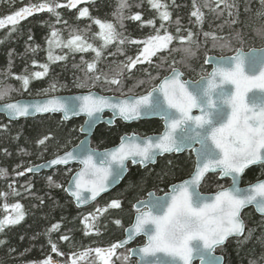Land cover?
Here are the masks:
<instances>
[{
    "label": "snow or ice",
    "instance_id": "6c2138e0",
    "mask_svg": "<svg viewBox=\"0 0 264 264\" xmlns=\"http://www.w3.org/2000/svg\"><path fill=\"white\" fill-rule=\"evenodd\" d=\"M85 2L86 0H66V3H49L43 0L39 4H30L12 15L0 18V29L12 25L15 30V25L21 20L43 11L54 15L59 23L58 9H73ZM148 2L159 12L160 27L156 28L154 20L145 22L153 27L155 34L143 40L130 41L142 45L139 54L135 58L127 57V62L122 63L120 71L111 78L104 75L105 83L119 86L125 69L130 73L138 64H152V58L161 53L167 52L171 55L181 51L185 57L190 58L196 54L194 48L199 49V33L187 29L185 35L178 26L176 35H173L165 23L171 20L167 5L162 3V0ZM214 3L215 9L212 10H220L221 14L223 10L233 7L227 0H214ZM192 6L194 10L191 16L195 17L197 24L202 25L204 12L196 0H193ZM205 6L209 4L206 2ZM130 7L127 0H119L117 13L121 21L124 18L123 10ZM229 15L231 16V11ZM88 16V8L79 9L78 18ZM128 18L140 21L141 14L135 13ZM94 23L99 27V32L95 35L103 41L101 48L88 43L76 30L64 40L60 31L53 28L47 40L48 59H66L63 55H53V47L67 48L75 52L91 50L99 58L102 48L116 41L119 44L125 43V38L116 31L113 23L100 19H95ZM176 23L179 25L178 20ZM203 36L205 47L209 37L213 47L217 44L221 48L231 46V41L214 33L204 32ZM174 41L182 47H171ZM233 50L235 55L232 56H206L204 63H212V71L195 81L182 79L183 72L174 66L177 62L173 60L170 75L165 76L145 95L113 99L89 92L87 95L72 98L53 96L34 102L17 101L0 105V112L6 114L10 120L27 117L33 113L60 112L65 120L83 114L86 117L84 125L80 128L83 133H90L102 122V114L106 109L112 112L113 119L119 117L125 122L148 116H157L164 121V131L158 136H139L135 133L125 135L121 137L117 147L106 149L102 153L86 147V142L81 141L72 151H65L48 161L49 165H67L71 161H78L83 165L69 181L72 187L64 189L76 200L78 206L95 200L101 193L118 183L127 171L128 161L133 165L147 166L165 154L185 151L195 154V167L189 178L172 184L163 195L149 192L147 200H140L133 205L136 215L131 227L125 230V240L113 243L108 248H89L79 254L73 253L69 258L70 264H78V261L85 260L91 253H95L100 264H115L114 257L116 260H122L123 264H128L133 253L139 255L137 264H193L197 259L200 264H223V257L215 255L216 249L223 247L230 238L244 235L246 226L241 216L242 210L254 206L256 211L264 216V180H258L246 188L240 186L246 169L252 165H264V49H250L248 52L241 48ZM40 67L43 71L34 72L32 77L40 79L47 74L48 65L43 64ZM96 67L95 61L87 64L90 73H95ZM15 78L22 81L26 91L30 77L20 75ZM92 78L98 81L101 76L94 75ZM76 86L83 88L86 84L79 83ZM13 90H0V100L8 97ZM55 90L56 85L52 84L44 92L47 94ZM193 109L198 110L200 114L193 115ZM48 140L50 137L45 136L38 144L45 145ZM40 167L43 165L27 168L26 171L33 172ZM210 172H218L221 178H230V186L221 185L219 190L210 196L203 194L200 186ZM6 175L7 170L0 169V176ZM17 175H24V172H18ZM48 179L52 183V177ZM55 186L63 187L60 184ZM85 193L89 195L86 196ZM12 194L20 193L12 189ZM7 196L8 193H0V197ZM120 207L121 201L113 199L105 208H97L96 215L89 213L85 216V234H90L88 229L95 230L94 224L89 222L90 219L96 220L98 214L106 212L108 208ZM3 209L6 213L10 209L14 215L7 214L0 219V232L24 219L23 205L19 202L11 205L4 203ZM115 223L120 225L121 221L116 220ZM59 227V224H53L50 231ZM140 235L147 237L143 247L138 250L128 249L127 254L117 252V249ZM61 239L68 240L69 237L61 236ZM2 243L4 241H0V244ZM51 249L57 255H64L59 252L55 243H51ZM41 264L58 262L48 256ZM92 264H95V261Z\"/></svg>",
    "mask_w": 264,
    "mask_h": 264
},
{
    "label": "trees",
    "instance_id": "16d2710c",
    "mask_svg": "<svg viewBox=\"0 0 264 264\" xmlns=\"http://www.w3.org/2000/svg\"><path fill=\"white\" fill-rule=\"evenodd\" d=\"M43 0H0V18L14 14L20 8L30 4H39ZM49 3H66V0H47ZM206 2L209 6H205ZM230 9H215L214 0H196L201 11L204 12L202 25L195 22L191 16L193 0H162L171 13V20L166 23L168 31L176 35L179 26L182 34L191 29L199 33L201 45L195 49V56L185 57L181 51L167 52L154 57L152 64H138L129 73L126 69L120 77L119 86L104 82V75H115L120 71L122 63L127 57L135 58L142 45L133 44L132 40H143L155 34L152 26L145 22L154 20L156 28L160 27L159 12L153 9L148 0H127L131 6L123 10L121 21L117 7L119 0H86L76 8H61L60 22L49 12L33 14L15 25L0 29V90L14 89L8 97L0 103L24 98L29 88H44L52 84L66 86L72 80L86 84L83 92L90 90L105 95L130 96L148 92L163 77L171 72L174 65L185 75V78L196 79L207 75L209 68L204 63L208 55L228 56L234 54L235 48H253L264 46V0H227ZM88 8L89 16L78 18L79 9ZM223 9V5H221ZM163 10V9H162ZM231 11V16L229 15ZM135 13L141 14V20L136 21L128 17ZM95 19L111 22L122 38L124 44L118 41L102 48L101 57L97 58L91 50L87 52L70 51L67 48L53 47V55H63L66 59L50 61L48 59L49 46L47 43L53 28L58 29L64 40L76 30L83 35L88 43L101 48L103 41L95 34L99 27ZM179 21L177 25L176 21ZM66 21V23H65ZM234 21V22H233ZM204 32L214 33L231 41L230 47L221 48L218 44L213 47L211 37L207 46H204ZM31 37V39H29ZM171 47H182L177 41ZM35 61V63H33ZM95 61L96 71L90 73L87 64ZM47 64L48 72L40 79L32 77L37 71H43L40 65ZM150 74V75H149ZM28 75L30 83L25 91L22 81L16 76ZM100 75L101 79L95 81L92 77ZM143 81V83H141ZM19 95V96H18ZM141 122V121H140ZM83 119L64 122L59 115L39 117L36 119L10 122L0 116V169H6L7 175L0 176V193H8L6 198L0 197V219L6 213L3 204L19 202L23 205L24 219L16 225L8 226L0 232V264H41L48 256L60 264H70L69 258L73 253L79 254L86 249L108 248L111 244L124 237L125 228L134 218L133 205L151 190H164L173 181L184 177L191 167V158L186 155L165 156L158 163L146 169L132 168L123 182L101 200L85 209H77L72 199L64 191L76 166L71 168H57L51 172L40 175H29L27 168L42 161L49 160L56 155L68 151L82 139L79 127ZM143 125V130L139 129ZM157 122H142L127 125L120 121L114 127L100 125L94 134L92 146L104 149L116 145L120 137L126 133L148 134L158 132ZM143 131V132H140ZM45 136L50 140L45 145L38 141ZM69 169L71 171L69 172ZM24 172V175H17ZM48 177H52V183ZM264 177V165L249 169L244 176V183H250ZM227 182L220 181L214 175L207 176L202 190L209 192ZM56 184L63 187H56ZM11 186V187H10ZM12 189L20 194L13 195ZM113 199L121 201L119 209L108 208L106 212L98 214L93 223L95 230L88 229L86 235L84 217L89 213L96 215V209L105 208ZM247 213V212H246ZM248 214V215H247ZM247 227L244 236L228 242L221 252L224 254V264H264V218L254 214L253 210L247 213ZM116 220L121 224L117 225ZM53 224H59L57 230L50 231ZM249 231L251 235L249 236ZM61 236L69 237L62 240ZM55 243L59 252H52L51 243ZM143 243L139 239L135 244ZM126 248L118 253L127 254ZM25 259V260H23ZM100 264L95 253H91L78 264ZM128 264H134L129 260Z\"/></svg>",
    "mask_w": 264,
    "mask_h": 264
},
{
    "label": "water",
    "instance_id": "95a60500",
    "mask_svg": "<svg viewBox=\"0 0 264 264\" xmlns=\"http://www.w3.org/2000/svg\"><path fill=\"white\" fill-rule=\"evenodd\" d=\"M36 13H38V12H36ZM36 13H34V14H36ZM244 52H248L249 50H245L244 48H241ZM251 49H264V47H261V48H251ZM233 55H235V54H233ZM230 56H232V55H230ZM209 57H218V56H214V55H209ZM207 66H211V71H212V68H213V64L212 63H208V64H206ZM181 71V70H180ZM210 71V72H211ZM182 72V71H181ZM209 72V73H210ZM170 75V74H169ZM182 79H184V74H183V77H182ZM200 79V78H199ZM199 79H197V80H199ZM163 80V79H162ZM161 80V81H162ZM160 81V82H161ZM187 81H193V80H191V79H187ZM159 82V83H160ZM90 92H92V93H95V94H97V95H101V96H106V95H102V94H100V93H98V92H96V91H90ZM89 92H86V93H77V94H71V95H58V96H55V97H60V98H72V97H76V96H81V95H87ZM145 95V94H144ZM249 95H251V93L249 94ZM257 95H259V93H257ZM106 97H110V98H113V99H116V98H124V97H117V96H111V95H109V96H106ZM47 98H50V97H46V98H23V99H19V100H15V101H10V102H7V103H11V102H17V101H21V102H34V101H36V100H44V99H47ZM2 104H4V103H2ZM2 104H0V105H2ZM106 114H108L109 116H107V117H105V115ZM193 115H199L200 113H199V111L198 110H196V109H193V113H192ZM0 115H3L8 121H10V122H18V121H22V120H29V119H36V118H39V117H46V116H51V115H60L61 117H62V119L65 121V122H71L72 120H76V119H80V118H83L84 119V122H85V119H86V117L83 115V114H81V115H79V116H71L69 119H67V120H65L64 119V117H63V113H60V112H56V113H52V112H48V113H33V114H31V115H29V116H27V117H19V118H17V119H14V120H10L9 118H8V116L6 115V114H4L3 112H0ZM102 116H103V120H102V122H100V123H98L96 126H95V128L90 132V133H83V132H81L80 131V128H81V126L82 125H84V123L80 126V128H79V133L82 135V139L79 141V143L78 144H80V142L81 141H85L86 142V147H88V148H90V149H94V150H96L97 152H100V153H102V152H104L106 149H111V148H114V147H117L118 145H119V143H120V140H119V142H118V144H116L115 146H112V147H109V148H104V149H96V148H93L92 147V138H93V136H94V134H95V131H96V129L100 126V125H106V126H108V127H113L114 126V124H115V122L116 121H118V120H120V121H122L123 123H126V124H131V123H133V122H136V121H138V120H135V121H128V122H125V121H123L122 119H120L119 117H116V118H112V112L110 111V110H105L104 111V113L102 114ZM151 119H158V120H162L161 118H159V117H157V116H148V117H143V118H141V119H139V120H151ZM111 120V123H109V121ZM162 122H163V127H164V121L162 120ZM164 131V130H163ZM131 134H133V133H130V134H126V135H131ZM136 134V133H135ZM137 135H139V134H137ZM158 135H160V134H154V135H149V136H158ZM123 136H125V135H123ZM122 136V137H123ZM139 136H141V135H139ZM121 139V138H120ZM77 144V145H78ZM75 147V146H74ZM74 147H72L71 149H69L68 151H72L73 149H74ZM197 147H198V145H197ZM184 152H182V153H175V154H177V155H179V154H183ZM63 154V153H62ZM62 154H59V155H62ZM172 154H174V153H172ZM166 155H170V154H165V155H163V156H159V157H157V159H156V162L155 163H151V164H148L147 166H141L142 168H146V167H149V166H153V165H156L157 164V162H158V159L159 158H161V157H164V156H166ZM194 156H195V154H194ZM55 157H53V158H51V159H49V160H46V161H42V162H40V163H38V164H36V165H33V166H39V165H43V167H40L38 170H36V171H33V172H28V174H30V175H32V176H35V175H40V174H42V173H47V172H51V171H53V170H55V169H57V168H59V167H64V168H67V167H70V166H74V165H77V166H79V169L70 177V180L69 181H71L72 180V178L75 176V174L77 173V172H79L81 169H82V167H83V165L81 164V163H79L78 161H71V162H69V164H67V165H49L48 164V161H51L52 159H54ZM129 164H131L132 166H137V165H139V164H136V165H133L132 163H131V161H128L127 162V171L125 172V174H124V176H123V178L118 182V183H116V184H114L113 186H111L106 192H103V193H101L98 197H96V199L95 200H89V202L88 203H85V204H81V205H77V202H76V200L68 193V192H66L67 193V195L72 199V201H73V203H74V205H75V207L77 208V209H84V208H87V207H89V206H91V205H93V204H95L96 202H98L102 197H104V196H106V195H108L110 192H112L114 189H116L122 182H123V180L125 179V177L127 176V174H128V172H129V168H128V166H129ZM258 165H260V164H257V165H252V166H250L248 169H250V168H252V167H255V166H258ZM33 166H31V167H33ZM248 169H246L245 170V172L248 170ZM245 172H244V174H245ZM218 173V172H217ZM208 174H216V173H212V172H210V173H208ZM207 174V175H208ZM244 174L242 175V177H241V182H240V186H241V183H242V178H243V176H244ZM206 175V176H207ZM221 178V177H220ZM221 179H230V178H227V177H225V178H221ZM231 180V179H230ZM262 180H264V179H262ZM180 183V182H179ZM254 183H256V182H254ZM253 183V184H254ZM201 185H202V183H201ZM249 185H247V186H241L242 188H246V187H248ZM69 187H72V185L68 182V184H67V186H66V188H69ZM201 187V186H200ZM65 188V189H66ZM213 194H215V193H212V194H205L206 196H210V195H213ZM85 195L86 196H88L89 194L88 193H85ZM147 198H148V196L145 198V199H143V200H147ZM137 203V202H136ZM135 203V204H136ZM134 204V205H135ZM249 208H253L254 210H255V213L258 215V216H262L261 214H259L257 211H256V209H255V207L254 206H248L247 208H245V209H243L242 210V213H241V216H242V214H243V212L246 210V209H249ZM134 210H135V208H134ZM262 217H264V216H262ZM135 218V217H134ZM243 219V218H242ZM133 222H134V220H133ZM245 222V221H244ZM132 225V224H131ZM131 225L129 226V227H131ZM246 226V225H245ZM129 227H127V228H129ZM126 228V229H127ZM245 234V233H244ZM244 236V235H243ZM243 236H241V237H238V238H242ZM127 238V234H126V231H125V236H124V238L123 239H121L120 241H122V240H125ZM138 238H144L145 239V243L147 242V237L146 236H143V235H140V236H137V237H135L130 243H128L127 245H125L124 247H122V248H119L120 250H123V249H125V248H127L128 246H130V245H132L133 243H134V241L136 240V239H138ZM232 238H237V237H232ZM231 239V238H230ZM227 243V242H226ZM226 245V244H225ZM144 245H142V246H137V247H133V248H131V249H133V250H138L139 248H141V247H143ZM216 255V254H215ZM218 256H221V255H218ZM223 257V256H222ZM130 259H135V260H139V255H137L136 253H133L132 254V256H131V258ZM195 262H199V264H200V261L197 259V260H194L193 261V264L195 263ZM224 262H225V259H224V257H223V264H224ZM137 264V263H136Z\"/></svg>",
    "mask_w": 264,
    "mask_h": 264
},
{
    "label": "flooded vegetation",
    "instance_id": "af4514ba",
    "mask_svg": "<svg viewBox=\"0 0 264 264\" xmlns=\"http://www.w3.org/2000/svg\"><path fill=\"white\" fill-rule=\"evenodd\" d=\"M157 122L158 123V126H159V132H156V133H161L162 131H163V125H162V122L161 121H159V120H146V121H141V122H138L137 123V125L138 124H140V123H142V122ZM140 129H142L143 130V125H141V127H139ZM140 132H143V131H141L140 130ZM152 133H155V132H151V133H148V134H152ZM137 134V133H136ZM148 134H146V135H148ZM140 135V134H139ZM181 155H186V156H188V157H190L191 158V167L189 168V170H188V172H187V174L184 176V177H181V178H179V179H177V180H175V181H173L172 183H170L168 186H167V188L166 189H164L163 191H161V190H151V191H149V192H155L156 193V195H163V193L164 192H166V191H168L169 190V188H170V186L172 185V184H176V183H179V182H181V181H183V180H185V179H187V178H189V176H190V174L192 173V171H193V169H194V167H195V157H194V153H191V152H185V153H183V154H180V155H176V154H174V155H169V157H172V156H181ZM262 166V165H261ZM137 167H139L140 169H142L140 166H137ZM257 167H260V166H257ZM257 167H253V168H257ZM132 168H130V170H131ZM209 175H214V176H216L217 178H218V180H220V181H223L220 177H219V174H209ZM264 178V177H263ZM263 178H260V179H263ZM260 179H257V180H255V181H258V180H260ZM206 180V179H205ZM224 181H226L227 183L225 184V185H223V187H228L229 186V184H230V180L229 179H224ZM255 181H253V182H255ZM250 183H252V182H250ZM204 184V183H203ZM202 187H203V185H202ZM201 190H202V188H201ZM219 190V186L217 187V188H215V190H213V191H209V192H204L203 190H202V192H204V193H213V192H216V191H218ZM148 192V193H149ZM148 193L144 196V197H142L141 199H144V198H146V196L148 195ZM141 199H139V200H141ZM253 210V209H252ZM249 211H251V209H248V210H246L244 213H243V218H244V221H245V223H246V226H247V221H246V218H247V213L249 212ZM247 212V213H246ZM253 212H254V210H253ZM247 214V215H246ZM254 214H255V212H254ZM256 215V214H255ZM258 216V215H257ZM262 218H264V217H262ZM234 239H240V238H231L230 240H228L227 241V243L228 242H231V240H234ZM226 243V244H227ZM226 245H224L222 248H224ZM222 248H219V249H217V254H219V255H222L223 257H224V254L221 252V249ZM225 258V257H224ZM23 260H25V259H23ZM58 262V264H60L59 263V261H57ZM28 263H33V264H35L34 263V261L33 260H31V261H28ZM194 264H199V262H195Z\"/></svg>",
    "mask_w": 264,
    "mask_h": 264
},
{
    "label": "rangeland",
    "instance_id": "374dc122",
    "mask_svg": "<svg viewBox=\"0 0 264 264\" xmlns=\"http://www.w3.org/2000/svg\"><path fill=\"white\" fill-rule=\"evenodd\" d=\"M244 49H246V48H244ZM143 64H145V63H143ZM209 70H210V68H209ZM208 73H209V71H208ZM202 76H206V75L198 76V77H196V79L200 78ZM79 83H82V82L72 80L71 83H68L66 86L55 84L56 90L55 91H49L47 94H45L44 90L49 89L51 85L48 87H44V88H29L28 91H26L27 95L25 97H27V98H46V97H53V96H58V95H70V94L81 93V92H83L84 87L83 88L77 87L76 85ZM113 260H114L115 264H123L122 260H116L115 257L113 258Z\"/></svg>",
    "mask_w": 264,
    "mask_h": 264
},
{
    "label": "bare ground",
    "instance_id": "6f19581e",
    "mask_svg": "<svg viewBox=\"0 0 264 264\" xmlns=\"http://www.w3.org/2000/svg\"><path fill=\"white\" fill-rule=\"evenodd\" d=\"M130 96H133V95H130ZM21 99H23V98H21ZM17 100H19V99H17ZM15 101V100H14ZM10 102V101H9ZM5 103H7V102H5ZM0 104H2V103H0ZM0 116H3V115H0ZM4 117V116H3ZM140 121H146V120H138V121H136V122H133V123H131V124H134V123H138V122H140ZM124 124H126V123H124ZM131 124H127V125H131ZM60 168H64V167H60ZM207 176H209V174L207 175ZM207 176L205 177V179L207 178ZM126 178V177H125ZM205 179H204V181H205ZM70 180V179H69ZM204 181L202 182V185H203V183H204ZM69 182V181H68ZM68 184V183H67ZM201 185V186H202ZM67 186V185H66ZM66 188V187H65ZM148 196V195H147Z\"/></svg>",
    "mask_w": 264,
    "mask_h": 264
}]
</instances>
